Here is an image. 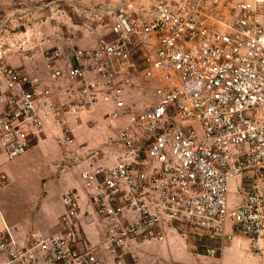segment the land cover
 Segmentation results:
<instances>
[{
  "label": "built area",
  "instance_id": "1",
  "mask_svg": "<svg viewBox=\"0 0 264 264\" xmlns=\"http://www.w3.org/2000/svg\"><path fill=\"white\" fill-rule=\"evenodd\" d=\"M95 31H92L94 34ZM37 45L49 78L67 83L61 98L36 72L0 66V156H23L54 118L65 141L73 122L100 93L126 109L136 76L159 84L156 101L129 112V125L108 138L111 165L89 151L77 189L66 192L58 230L19 242L0 233V264H111L85 227L105 231V250L124 264L144 244L164 242L167 223L203 232L216 257L234 231L258 248L264 237V0H119L95 49L75 48L56 33ZM155 40V54L149 49ZM90 77L94 79L90 80ZM250 175L245 200L229 209V184ZM136 244V245H135ZM156 264H162L156 262Z\"/></svg>",
  "mask_w": 264,
  "mask_h": 264
},
{
  "label": "crops",
  "instance_id": "2",
  "mask_svg": "<svg viewBox=\"0 0 264 264\" xmlns=\"http://www.w3.org/2000/svg\"><path fill=\"white\" fill-rule=\"evenodd\" d=\"M100 39L98 40L100 41ZM97 44V40L92 41L90 39L83 44L78 43L74 47L95 49ZM152 52L155 54V50ZM31 60L28 57L16 62L14 66H23L27 70L36 71L45 80L47 86L55 92L54 100L65 102L61 96L67 83L51 81L43 59ZM91 79L94 77H90ZM137 83L135 82L134 86L126 89L122 97L126 109L131 112L142 109L141 103L145 97ZM155 98H157L156 92ZM2 110L3 107L0 105V113ZM116 111V104L108 96L100 93L98 102L93 107L78 113L76 123L73 122L74 116L70 117L74 137L72 144L65 141L58 121L52 118L48 120L44 132L38 140L34 141L30 151L28 150L29 152L20 157L21 159L18 157L19 160L17 158L11 160L13 162L17 160L15 167H10V169L5 166L3 161L7 159L0 156V233L8 228L19 242H26L33 234L49 236L56 232L59 227V220L65 211L62 199L66 192L71 189L79 191L83 205L89 203L87 192L81 180V173L87 168L86 159L89 151H100V156L103 158L101 162L111 165L118 148L110 145L107 140L110 136L115 135L119 129L129 125L130 111L123 112L119 119H112L111 115ZM32 148H36L41 155H44L46 163L41 166V174H38V179L35 182V191L38 195L35 198V214L33 213L32 217H29L31 219L30 227H28L23 225L24 220L10 214L9 207L12 195L15 197L18 193L16 183L20 175L19 170L25 165L20 161L26 160L25 158L33 150ZM248 177L247 174H244L230 182L229 192L237 179L236 185L241 195L239 202L234 195L228 194L231 206L237 207L245 200V183ZM42 195H44L43 200H41ZM51 195L55 199L56 196H59L55 205L46 199L47 196L50 197ZM84 232L88 240L96 247L97 254L101 259L111 264H117V258L107 253L104 248L105 231L101 230L97 224H92L85 227ZM164 232L166 236L164 242L144 244L139 248L136 260L129 256L124 258L123 263L156 264L159 261L162 264H224L223 256L225 254L259 258L264 252V237L258 248L251 247L246 237L234 231L233 225L228 226L227 224L226 238L222 242V247L216 257H210L207 254V247L211 246V243L201 231L174 222L167 223Z\"/></svg>",
  "mask_w": 264,
  "mask_h": 264
},
{
  "label": "rangeland",
  "instance_id": "3",
  "mask_svg": "<svg viewBox=\"0 0 264 264\" xmlns=\"http://www.w3.org/2000/svg\"><path fill=\"white\" fill-rule=\"evenodd\" d=\"M118 1L0 0V66L24 68L23 66L14 65L16 62H20L28 57L32 60L36 58L42 59L40 51L36 53V50H39L36 48L37 45L46 41L47 38L52 39V45L58 44L59 41L56 38V33L63 35V37H67V35L73 37V45H77L78 43L83 44L90 39L92 41H99L98 39L108 31V25L111 23V9ZM92 31H95V34H92ZM155 45L156 41L153 40L149 49L152 51L155 49ZM135 82H138V88L145 95L141 103L142 108L149 107L156 100L155 92L159 84L155 80L143 79L141 76H136ZM32 149L28 156H26V160L20 161L25 165L19 170L20 175L16 183L18 193L15 197L12 195L9 207L10 214L13 217L16 216V218L24 220L23 225L28 227H30L29 223L31 219L29 217L33 213L35 214V198L38 195L35 191V182L38 179V174H41V166L46 163L44 155H41L36 148ZM1 157L7 159L3 162L8 168L16 166L17 160L13 162L5 155ZM19 159L21 158L19 157ZM261 173L264 174V172ZM250 175L255 178L260 177L258 170L247 174V176ZM262 179L264 181V176ZM236 183L237 179L233 187ZM233 187L229 195H234L240 202V190L237 188V185ZM229 195V209H233L234 207L231 206ZM43 198L44 195H42L41 200ZM46 199L55 205L57 203L56 199H59V196H56L55 199L51 195L50 197L47 196ZM229 225H233V221L229 220ZM223 259L224 264H264V252L259 258H250L247 255L237 257L236 255L225 254Z\"/></svg>",
  "mask_w": 264,
  "mask_h": 264
},
{
  "label": "clouds",
  "instance_id": "4",
  "mask_svg": "<svg viewBox=\"0 0 264 264\" xmlns=\"http://www.w3.org/2000/svg\"><path fill=\"white\" fill-rule=\"evenodd\" d=\"M95 34V33H94ZM98 43H99V41H98ZM98 45V44H97ZM74 46V45H73ZM76 48V47H75ZM91 49H93V48H91Z\"/></svg>",
  "mask_w": 264,
  "mask_h": 264
}]
</instances>
